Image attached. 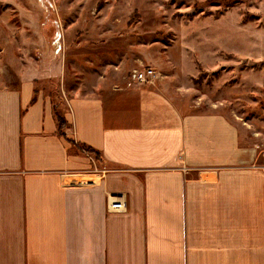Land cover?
Returning a JSON list of instances; mask_svg holds the SVG:
<instances>
[{"label":"crops","instance_id":"crops-1","mask_svg":"<svg viewBox=\"0 0 264 264\" xmlns=\"http://www.w3.org/2000/svg\"><path fill=\"white\" fill-rule=\"evenodd\" d=\"M109 78L65 94L63 135L50 96L0 89V264H264V166L238 128Z\"/></svg>","mask_w":264,"mask_h":264},{"label":"rangeland","instance_id":"rangeland-1","mask_svg":"<svg viewBox=\"0 0 264 264\" xmlns=\"http://www.w3.org/2000/svg\"><path fill=\"white\" fill-rule=\"evenodd\" d=\"M145 67L264 166V0H0V89L31 83L62 114L72 88Z\"/></svg>","mask_w":264,"mask_h":264},{"label":"built area","instance_id":"built-area-1","mask_svg":"<svg viewBox=\"0 0 264 264\" xmlns=\"http://www.w3.org/2000/svg\"><path fill=\"white\" fill-rule=\"evenodd\" d=\"M160 79V74L152 67H145L139 70H133L128 78V86L135 84L139 85H155ZM63 177L67 180L68 186H85L86 182H83V176L80 174H64ZM77 184V185H76ZM110 210L120 212L125 209V203L121 199L111 198L109 205Z\"/></svg>","mask_w":264,"mask_h":264},{"label":"trees","instance_id":"trees-1","mask_svg":"<svg viewBox=\"0 0 264 264\" xmlns=\"http://www.w3.org/2000/svg\"><path fill=\"white\" fill-rule=\"evenodd\" d=\"M54 112H55V116H56V120L58 122V127H59V134L63 135L65 128L67 127V122L64 119L63 115L57 110V103L54 104ZM86 152L92 154L94 157H98V155L96 154V152L90 148H85L84 149Z\"/></svg>","mask_w":264,"mask_h":264}]
</instances>
